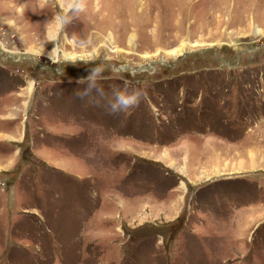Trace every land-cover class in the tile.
<instances>
[{
	"label": "rangeland",
	"instance_id": "374dc122",
	"mask_svg": "<svg viewBox=\"0 0 264 264\" xmlns=\"http://www.w3.org/2000/svg\"><path fill=\"white\" fill-rule=\"evenodd\" d=\"M0 264H264V0H0Z\"/></svg>",
	"mask_w": 264,
	"mask_h": 264
},
{
	"label": "clouds",
	"instance_id": "9594fccd",
	"mask_svg": "<svg viewBox=\"0 0 264 264\" xmlns=\"http://www.w3.org/2000/svg\"><path fill=\"white\" fill-rule=\"evenodd\" d=\"M94 87V80H90L88 88L85 91L78 93V95L83 98L88 95L89 91ZM139 95L140 94L138 92L131 94H118L115 102L110 105V114H117L134 106L139 98Z\"/></svg>",
	"mask_w": 264,
	"mask_h": 264
},
{
	"label": "bare ground",
	"instance_id": "6f19581e",
	"mask_svg": "<svg viewBox=\"0 0 264 264\" xmlns=\"http://www.w3.org/2000/svg\"><path fill=\"white\" fill-rule=\"evenodd\" d=\"M178 51V50H177Z\"/></svg>",
	"mask_w": 264,
	"mask_h": 264
}]
</instances>
